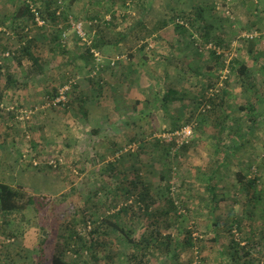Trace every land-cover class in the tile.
<instances>
[{
  "label": "rangeland",
  "instance_id": "1",
  "mask_svg": "<svg viewBox=\"0 0 264 264\" xmlns=\"http://www.w3.org/2000/svg\"><path fill=\"white\" fill-rule=\"evenodd\" d=\"M183 1L60 0L58 5L56 0H0V158L35 154L40 160H62L53 170L24 164L39 176L27 179L24 186L29 189L23 188L35 197L36 211L27 207L24 220L8 227L1 223L0 212V264H34L43 252L61 249L67 264H132L134 250L128 240L148 237L147 216L162 210L166 198L175 202L180 215L169 228L161 225L158 250L151 245L145 254L148 264H239L233 260L236 243L249 253L248 260L264 264V96L232 93L239 88L237 73L246 48L252 52L248 83L255 90L259 78L262 88L264 67L261 74L255 73L252 62H264V35L249 41L244 36L264 32V8L260 11V3L242 8L232 0ZM213 5L216 12L229 11L219 19L229 26L222 32L208 29L206 42L200 28L215 15L208 8ZM26 8L39 13L43 24H37L32 12L31 19ZM196 8L202 21L190 28L186 18L189 13L195 16ZM71 22L80 24L82 38ZM176 25L188 30L180 32ZM195 42L214 49L198 52ZM255 42L263 45L259 51H253ZM91 44L97 45L92 49L104 64L93 77L87 51ZM121 56L114 68L105 66ZM205 61L215 62V67L208 77L198 79L192 70H204ZM222 71L227 78L233 75L232 82L226 79L221 97L210 101V111L197 116L188 144L172 152L169 144L153 137L189 122L196 100L217 83ZM65 86L67 103L45 108ZM169 89L182 99L164 104L162 92ZM113 92L131 101L127 109L121 108L129 115L120 114L118 120L122 125L128 121L124 131L112 125H117L111 111ZM249 97L259 115L256 109H241ZM101 113L111 123H100ZM131 144H138L136 151L115 157ZM248 180L255 181L253 187L245 185ZM141 184L150 191L151 205L138 199ZM124 207L127 211L117 215ZM107 218L128 237L104 224L94 262L93 252L78 248V237L87 243L90 230ZM71 232L76 235L65 249ZM188 237L191 246L184 244Z\"/></svg>",
  "mask_w": 264,
  "mask_h": 264
},
{
  "label": "trees",
  "instance_id": "2",
  "mask_svg": "<svg viewBox=\"0 0 264 264\" xmlns=\"http://www.w3.org/2000/svg\"><path fill=\"white\" fill-rule=\"evenodd\" d=\"M25 12L27 13V15L31 16V19H32L31 10L29 8H26ZM195 13H196L195 16H192V13L191 14L189 13V15L186 18V23L188 26H190V28H193L194 23L196 21H198V19H201V21H202V14H201L200 9L196 8ZM40 15L42 16L43 13H40ZM202 24L203 25L201 26L200 30L204 33V40L206 42H208L207 38L209 36V31H208L209 26L203 21H202ZM175 28L179 29L180 32H185L186 30H188V28L185 27L184 25H180V26L176 25ZM190 37H191V35H190ZM194 45L196 47H199L198 52L200 50H203L205 47V44L202 46L203 47L202 48L196 42ZM92 48L97 49L98 47L95 44H91V46H89L87 48L88 53L91 50H93ZM23 51L25 52L26 49H24ZM26 54H28V53H26ZM90 57L93 59V56L91 53H90ZM221 67H223V65ZM244 71H245V68L241 67L238 69L237 74L243 75ZM10 83H11V80H10V78H8L7 85H9ZM224 90H226V88ZM222 93H221V95H222ZM204 94H205V92H204ZM218 94H216V96H218ZM221 95L218 97H221ZM181 99H182V96L179 95L178 92H176L175 90L169 89L167 91L162 92L161 101L164 104H167L171 101L181 100ZM199 100H201V101L204 100V96L200 97L196 100L195 115H196V112L198 110L199 104H201V102ZM212 102L213 101L211 100V103ZM210 106H211V104H210ZM210 109L208 111H210ZM251 111L252 110H250V109L248 110V112H251ZM195 115H194V117H195ZM200 115H202V114H199L198 116H200ZM198 120H197V122H198ZM125 148H127V147L121 148L120 150L117 151V153L122 151V153L119 155L120 157L124 154H127V153L130 154L131 153V152L130 153L129 152H123V150ZM167 152H168V149H167ZM117 153H114L115 157H116ZM24 157H26V156H24ZM32 157L33 156H30V157H28V159H22V160L23 161L26 160V164H28L30 167H33L34 170L35 169H43V168L53 170V169H57L61 166V164L57 163L56 167H53V166L48 164V162H49L48 159H45L46 161L40 160L41 157H37V156H35V154H34V158H32ZM115 160H119V159H115ZM42 161H44V162H42ZM115 162H117V161H115ZM109 169L113 170V168H111V167H109ZM236 176L239 178V180L245 179V178L241 177V174H237ZM254 183H255L254 180H248V181H246L245 185L247 187H253ZM132 185H135V183H132ZM141 186H142L143 190H141V192L139 193L138 199L140 201H144V200L150 201V205H151V203L153 201H152L151 196H150V191L148 190V188H146V186L144 184H141ZM34 198L35 197L31 196L26 190H24L22 188H14V187H9V186H5V185H0V212H1V217L3 219V221L1 223L5 227H8L9 223L12 221H17V220L23 221L24 220V217H23L24 211L26 210L27 207H32L36 211V201L34 200ZM148 207H149L148 205L145 206L146 211H148ZM125 211H127V207L121 208L118 211L119 214H117V215H120V214L124 213ZM179 215H180V213H178L175 202L171 198H166L164 200V208L162 210H159V211L154 210V211H151L149 213V215L147 217L151 220L150 223H148L150 226H148L145 230V232L148 234V237L146 238L145 235H141L137 240H134V239L128 240V241H130L131 246L133 247V250H134V252L132 254H130V257H129V259L132 260L131 261L132 264H148V261L145 260V254L148 253V251L150 249L149 247L151 245L155 248V250H158L156 242L159 241V238H161V233H160L161 225L163 227L165 226L166 228H169L172 225V223L179 218ZM108 219L109 218L103 220L102 225H97L92 230H90V232H89L90 240L87 243L84 242L82 239H80V237H78L79 242H81V244L78 246V248H81V249L86 248L89 250V252L90 251L93 252L91 254V258L93 259L94 262H97V260H98L95 250L99 248L98 247V245H100L99 234H100V231H102V227L104 226V224L109 225L110 231L117 233V234L121 233L124 235V238L128 237V233L124 232V230H122V228L119 225L115 224L114 222H110ZM105 234H107V232H105ZM75 235H76V233H74V232H71L69 235H67V238L64 241L65 249H69L71 242H72V238ZM42 240H43V238H42ZM164 240H166L165 246H168L167 242H169V237H165ZM45 244H46V239H44L43 242L40 243L39 249L43 250V248L46 246ZM184 244L188 245V246L192 245L190 237H188V239L185 241ZM233 247L236 248L235 249L236 257L233 256V260L235 263L254 264L253 262L248 260L249 253L244 251V248H242V247L240 248L239 243L233 244ZM137 250L139 252H143L142 255L141 254L139 255V252ZM74 252H78V250H75ZM64 253L65 252L62 249L59 250L58 252L53 250V252L50 253L49 255H47V253L43 252L42 255L34 258V264H67L63 258V256L65 255Z\"/></svg>",
  "mask_w": 264,
  "mask_h": 264
},
{
  "label": "crops",
  "instance_id": "3",
  "mask_svg": "<svg viewBox=\"0 0 264 264\" xmlns=\"http://www.w3.org/2000/svg\"><path fill=\"white\" fill-rule=\"evenodd\" d=\"M170 1H172V2H178V3L184 2L183 0H170ZM190 1L191 0H186L185 2L188 3ZM197 1H200V0H195V2H197ZM207 1L209 2L210 0H207ZM211 1H213V0H211ZM223 1H225V0H223ZM215 2H214V4H215ZM232 2L233 3L235 2L234 4L239 3V7L241 6L242 8H245V6H250L251 3H255V4L256 3H260V6H258L259 9H260V7L264 8V0H232ZM208 8H210V10L212 9L213 10V14L217 15V16L213 15V16H208L207 17L208 18L207 19L208 22L206 24L209 26V29L210 30H213V29H216V27H217L218 30L220 32H222V27H223L226 30V28L229 26L226 23V21L224 19H222V20H224L225 23H223V22L220 23L219 22V19L222 18V17L225 18L226 15L223 12L221 13L220 11L219 12H216L214 5L212 7H208ZM254 9L256 11L257 7L255 6ZM260 11H261V9H260ZM239 12L243 14V11H240L239 10ZM247 14L248 13H246V16H247ZM237 17L240 18V15H237ZM259 17L260 16L255 17V18L256 19H259V21L261 22V20H260L261 17L260 18ZM255 23L257 24L256 20H255ZM234 26H236V25H234ZM221 41H222V39H221ZM255 43H256L255 44L256 47H255V49L253 51H255V50H258L259 51V49H261L260 47L263 46V45L257 44L258 42H255ZM119 45H120L119 43L116 44V46H119ZM244 51L245 52H243V55L241 57L243 60L240 61V63H241L240 64V68L241 67H244L245 68V71H244V74L243 75H238V77H239V79H238L239 86L238 87L239 88H236V91L239 90L237 92L238 94L236 93V91H234L232 93L234 95H236V96H243V92L244 93H249V95L252 93V96L255 99L258 98L260 94H262V97H263L264 94L260 90L261 89H264V82L262 84V88H259V86H260V79L259 78H256V81H255V85L256 86H254L255 87V90H254L253 86L251 85V83L250 84L248 83V80H249L248 78H251L249 76V72H250L251 65L248 64V60H250V55L252 54V52H251V50H249V48L244 49ZM257 56H260V54L257 53V55L254 58H256ZM205 62L207 64V66L204 68V70H201L200 68H197V70H195V69L192 70V74H194L195 76H197L198 79H201V78L205 79V77H208L211 74L212 69H214V67H215V62H213L212 64H210V61H205ZM226 62H227L226 59L223 60V63H226ZM259 62H260V64H257L254 61V62H252V65L254 66V69L256 70L254 72L261 74L262 73L261 72V69H263V67H264V64H263L264 62L263 63H261V61H259ZM221 66H222V64H221ZM223 71L221 72V74L223 73ZM228 77L229 78H227V79L228 80L230 79L229 81L232 82L233 75H228ZM101 82H103V81H101ZM113 93L114 94L112 96L113 103H112L111 111L114 113V115H116V119H114V120L117 121V125L115 124L114 121L112 122V125L114 127L118 126V127H120V130H123L124 131V129L127 128L128 121H125L124 122L125 124L122 125V124L119 123L118 120L121 118L120 114L121 115L124 114L126 116L129 115V112H123V110L121 108H126L127 109V107L131 104L130 103L131 101L128 99L129 97L126 96L125 94H123L122 92H117V93L116 92H113ZM251 99H252L251 97H249L248 99L246 98V104H245V106H242L241 107L242 110L248 112V110L250 109V110H252L251 112H253V110L256 109V106L254 105V103H252V102L251 103H248ZM120 105H121V107H120ZM142 113L143 112H141V114ZM255 114L259 115V112L257 111V109L255 110ZM108 115H110V114H108ZM100 120H101L100 123H103V124L104 123H111V121L108 120L107 114H105V113H101ZM258 123H260V122H258ZM259 128L262 129V127H260V126H259ZM120 130L118 129L117 132L120 133ZM123 131H121V133ZM3 147L4 146H0L1 149ZM23 150L25 151V149H23ZM20 155H21V157H20ZM20 155H17V157H12V158H2V160L0 158V162L3 161V164L1 165L2 166V169H0V185H5V186H9V187H14V188H22V189L24 188V189L28 190L29 188L27 189V187L24 186L26 180L28 179V182H29V180L31 181L34 177H35V179L39 178L38 173L34 172L33 169L28 168V167L26 168V166L24 165L26 163V160L25 161L22 160V159H28V157H30V155L29 156H27L25 154L23 156H22V154H20ZM24 156H26V157H24ZM7 171H8L7 175L8 176L10 175L9 176L10 178L8 176L5 177V175H4ZM54 183L56 184V182H54Z\"/></svg>",
  "mask_w": 264,
  "mask_h": 264
},
{
  "label": "built area",
  "instance_id": "4",
  "mask_svg": "<svg viewBox=\"0 0 264 264\" xmlns=\"http://www.w3.org/2000/svg\"><path fill=\"white\" fill-rule=\"evenodd\" d=\"M227 3L229 2V0H225ZM56 3L58 5L61 4L60 0H56ZM229 5V4H228ZM223 8V7H222ZM227 9V7H226ZM60 10H61V6L60 8L57 10L56 15L60 14ZM32 13H34V20L37 22L38 25H42L43 22L40 21L39 18V13H37L36 11L32 10ZM225 15L228 16L229 11L225 10ZM71 25L73 28H75L77 34L79 35L80 38H82V34L80 33V24H73L71 22ZM260 35H264L263 33H259V32H254L252 34H247L244 36V39L246 40H257L259 39ZM212 45L208 44L204 47L203 50H211L212 49ZM214 49V47H213ZM203 50H200L199 52H202ZM90 53L93 56V68H92V72H91V77L93 76H97V73L100 72L101 68L104 66L102 58L100 57L98 52H95L94 50H91ZM123 59V57H118L115 59H109L108 63H106V66H109L110 68H114L117 64V61ZM227 79L226 74L222 73L219 77V80L217 81V83L209 88L205 94H204V100H199L201 102V104H199L198 110L196 112L195 117H193L189 122L185 123L184 125H182L180 128H178L177 130L170 132V133H163L160 135H154L153 137H155L157 140L160 141H165L167 144H169L171 146V151L175 152L181 148H183L186 144H188V142L191 140V138L194 135V131L197 127V116L199 114H204L206 113L210 108V101L213 100V98H215L216 94H218L220 92V90L223 87V83L224 81ZM68 87H64L62 90H60L57 93V96L54 98H51L50 100H47L45 102V108H60L63 107L66 103H67V98H66V91H67ZM138 148V144H131L129 146H127V148H125L123 150V152H133L136 151ZM122 153L119 152L116 154L117 157H119V155ZM62 164V160L61 159H56V160H49L48 164L56 167V164Z\"/></svg>",
  "mask_w": 264,
  "mask_h": 264
}]
</instances>
